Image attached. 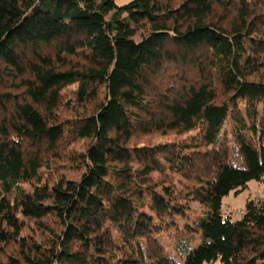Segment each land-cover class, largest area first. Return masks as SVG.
<instances>
[{
	"label": "trees",
	"instance_id": "trees-1",
	"mask_svg": "<svg viewBox=\"0 0 264 264\" xmlns=\"http://www.w3.org/2000/svg\"><path fill=\"white\" fill-rule=\"evenodd\" d=\"M263 177L264 0H0V264H264Z\"/></svg>",
	"mask_w": 264,
	"mask_h": 264
},
{
	"label": "rangeland",
	"instance_id": "rangeland-1",
	"mask_svg": "<svg viewBox=\"0 0 264 264\" xmlns=\"http://www.w3.org/2000/svg\"><path fill=\"white\" fill-rule=\"evenodd\" d=\"M130 0H115V4L117 6H122L129 2ZM62 117H69L73 113L69 110H65L61 108L60 112ZM170 136V135H168ZM166 137H162L157 134L148 135V136H140L136 139V144L141 145L142 143H157L159 141L165 140ZM79 144V145H78ZM77 144V148L82 147L81 143ZM75 170H70L62 173L63 176H69L70 174H75ZM259 200L264 199V177L259 180H251L247 182V184L242 187L238 188L237 190L230 191L228 195L224 196L221 200V208L225 214H230L233 219H238L241 213L244 211L245 204L247 200ZM191 207L194 210V213L200 214L203 212L202 206L198 205L197 203H192ZM28 234V233H27Z\"/></svg>",
	"mask_w": 264,
	"mask_h": 264
}]
</instances>
